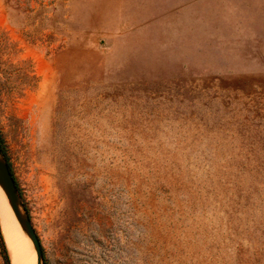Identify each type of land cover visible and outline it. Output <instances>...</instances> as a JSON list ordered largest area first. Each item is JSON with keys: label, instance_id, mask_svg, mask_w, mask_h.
Listing matches in <instances>:
<instances>
[{"label": "rangeland", "instance_id": "rangeland-1", "mask_svg": "<svg viewBox=\"0 0 264 264\" xmlns=\"http://www.w3.org/2000/svg\"><path fill=\"white\" fill-rule=\"evenodd\" d=\"M0 133L44 264H264V0H0Z\"/></svg>", "mask_w": 264, "mask_h": 264}, {"label": "water", "instance_id": "water-1", "mask_svg": "<svg viewBox=\"0 0 264 264\" xmlns=\"http://www.w3.org/2000/svg\"><path fill=\"white\" fill-rule=\"evenodd\" d=\"M0 187L3 190L8 204L20 225L21 230L30 240L35 252L36 264H44L43 249L40 239L36 233L30 215L22 200L19 187L10 170L7 158L5 157L2 148L0 147Z\"/></svg>", "mask_w": 264, "mask_h": 264}, {"label": "bare ground", "instance_id": "bare-ground-1", "mask_svg": "<svg viewBox=\"0 0 264 264\" xmlns=\"http://www.w3.org/2000/svg\"><path fill=\"white\" fill-rule=\"evenodd\" d=\"M0 212H2L1 214H2V217H3L4 221L6 222V225H7L9 233L15 239L14 244H15V248H16V257H15L14 264H29L27 259H26L25 254L23 252L22 245H21V243L19 241V235H18L19 233L17 231L15 223L12 222V220H11V218H10V216H9V214L6 211L5 208H2V210ZM18 225H19V223H18ZM19 228H20V225H19ZM20 230H21V228H20ZM21 232L24 235L25 240L27 242V247H28V251H29L31 260H32L33 264H35L33 250L31 248V245H30L29 241H28V238L25 236V234H24V232L22 230H21ZM30 251L32 252L33 255L30 253Z\"/></svg>", "mask_w": 264, "mask_h": 264}, {"label": "trees", "instance_id": "trees-1", "mask_svg": "<svg viewBox=\"0 0 264 264\" xmlns=\"http://www.w3.org/2000/svg\"><path fill=\"white\" fill-rule=\"evenodd\" d=\"M0 147L2 148V151H3L4 155H5L4 139H3L2 135H1V133H0ZM6 158H7V156H6ZM7 160H8V159H7ZM8 164H9L10 170H11V172H12L11 165H10L9 161H8ZM12 174H13V172H12ZM13 176H14V175H13ZM14 178H15V176H14ZM15 180H16V178H15ZM16 184H17V186H18V182H17V180H16ZM18 187H19V186H18ZM0 249H1L2 257H3V259H4V263H5V264H10V262H9V258H8V254H7V251H6V247H5V245H4V241H3V239H2L1 236H0Z\"/></svg>", "mask_w": 264, "mask_h": 264}]
</instances>
